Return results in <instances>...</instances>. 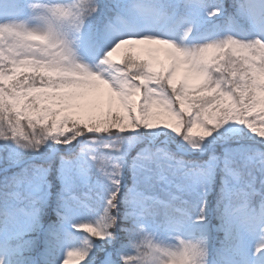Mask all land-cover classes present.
<instances>
[{
  "label": "snow or ice",
  "instance_id": "6c2138e0",
  "mask_svg": "<svg viewBox=\"0 0 264 264\" xmlns=\"http://www.w3.org/2000/svg\"><path fill=\"white\" fill-rule=\"evenodd\" d=\"M0 264H264V0H0Z\"/></svg>",
  "mask_w": 264,
  "mask_h": 264
}]
</instances>
